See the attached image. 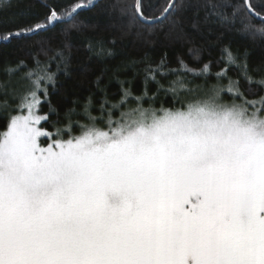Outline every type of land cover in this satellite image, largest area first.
I'll return each mask as SVG.
<instances>
[{
    "label": "snow or ice",
    "instance_id": "obj_1",
    "mask_svg": "<svg viewBox=\"0 0 264 264\" xmlns=\"http://www.w3.org/2000/svg\"><path fill=\"white\" fill-rule=\"evenodd\" d=\"M227 91L53 130L30 91L0 131V264H264V107Z\"/></svg>",
    "mask_w": 264,
    "mask_h": 264
},
{
    "label": "trees",
    "instance_id": "obj_2",
    "mask_svg": "<svg viewBox=\"0 0 264 264\" xmlns=\"http://www.w3.org/2000/svg\"><path fill=\"white\" fill-rule=\"evenodd\" d=\"M135 2L0 0V131L33 90L49 130L58 121L59 127L86 124L89 115L103 127L100 118L106 122L109 112L117 120L138 105L180 107L184 84L204 96L225 68L227 82L238 81L245 98L264 96V22L249 13L245 0H176L164 20L151 24L136 15ZM170 2L141 0L144 15L153 19ZM77 3L85 6L65 17ZM251 4L264 16V0ZM49 7L62 20L3 39L43 20Z\"/></svg>",
    "mask_w": 264,
    "mask_h": 264
},
{
    "label": "rangeland",
    "instance_id": "obj_3",
    "mask_svg": "<svg viewBox=\"0 0 264 264\" xmlns=\"http://www.w3.org/2000/svg\"><path fill=\"white\" fill-rule=\"evenodd\" d=\"M227 74H228L227 68L223 69L218 75L220 77H218V81L216 82L217 85H214V87H213V90L214 89H220L221 90V95L224 97L225 100H228L230 98V94L227 91V89L229 87V84H230V83L227 82ZM195 89H198V88H193V90H192L191 87H189L187 84H184L183 89L181 88L179 90L180 94H179L178 98L183 103H186L188 101H191L193 99H196V98H199V97L203 96L204 93L198 92ZM245 99L248 100L249 102H254L256 104L257 108L264 107V105H262L260 103L261 100H264V96L261 97V98L255 99V100L254 99L251 100V99H247V98H245ZM236 102L240 103L241 101L238 100ZM39 113L41 115H47V114L41 113L40 111H39ZM260 115L264 116V112L260 113Z\"/></svg>",
    "mask_w": 264,
    "mask_h": 264
},
{
    "label": "water",
    "instance_id": "obj_4",
    "mask_svg": "<svg viewBox=\"0 0 264 264\" xmlns=\"http://www.w3.org/2000/svg\"><path fill=\"white\" fill-rule=\"evenodd\" d=\"M171 2H173V0H171ZM176 3V0H174V4ZM171 11V10H170ZM169 11V12H170ZM169 12L167 13V14H165L164 16H160V17H158V19H150V20H147V21H145V20H142V19H140L143 23H148V24H151V23H157V22H159V21H161V20H164L166 17H167V15L169 14ZM256 12V11H255ZM251 14V13H250ZM253 17H255L256 19H258V20H260V21H262V22H264V20H262V18H264V16H262V15H260V16H256V15H253V14H251Z\"/></svg>",
    "mask_w": 264,
    "mask_h": 264
}]
</instances>
